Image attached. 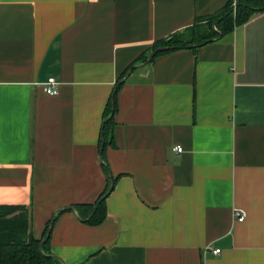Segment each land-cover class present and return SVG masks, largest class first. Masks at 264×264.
Wrapping results in <instances>:
<instances>
[{"label": "crops", "instance_id": "0c3cea01", "mask_svg": "<svg viewBox=\"0 0 264 264\" xmlns=\"http://www.w3.org/2000/svg\"><path fill=\"white\" fill-rule=\"evenodd\" d=\"M232 2L0 0V206L24 209L36 240L104 191L103 114L134 65L105 149L117 178L105 219L57 215L61 264H264V12L196 51L136 63Z\"/></svg>", "mask_w": 264, "mask_h": 264}, {"label": "trees", "instance_id": "16d2710c", "mask_svg": "<svg viewBox=\"0 0 264 264\" xmlns=\"http://www.w3.org/2000/svg\"><path fill=\"white\" fill-rule=\"evenodd\" d=\"M232 4L233 2L215 16L196 19L194 24L183 32L174 33L165 39L155 42L150 51H154L159 47L172 49L157 53L150 63L155 58L170 52L188 49L196 51L208 43L219 41L231 34L236 27L245 24L255 15L264 12V0H235L234 9ZM190 46L194 47L189 48ZM148 54L142 55L136 63H144ZM133 69L134 65L132 64L120 76L103 114L104 121L100 130L98 148L101 167L106 176L105 189L93 204H78L72 207L78 219L80 221L87 220L84 223L90 226H97L104 221L106 216V198L112 190L110 189L111 185L114 186L117 180L109 172L105 158V149L107 146L114 147L113 130L116 95L123 85V82H119L127 71ZM66 211L71 210H60L54 215L55 218L58 214ZM51 220L47 223L42 238L36 240L30 234L29 217L24 209L0 206V264H61L59 259L50 252L51 233L42 246V252L39 250V245L47 235Z\"/></svg>", "mask_w": 264, "mask_h": 264}, {"label": "built area", "instance_id": "2783aa9c", "mask_svg": "<svg viewBox=\"0 0 264 264\" xmlns=\"http://www.w3.org/2000/svg\"><path fill=\"white\" fill-rule=\"evenodd\" d=\"M233 9L235 8V2L232 4ZM58 83L53 78L47 80L45 84H43L42 89L43 91L49 96H55L58 94ZM176 152H181L182 149L180 147L174 148ZM234 218L237 222H243L244 214L239 210L234 211ZM212 254L215 256L220 255V250L216 249L212 251Z\"/></svg>", "mask_w": 264, "mask_h": 264}, {"label": "water", "instance_id": "95a60500", "mask_svg": "<svg viewBox=\"0 0 264 264\" xmlns=\"http://www.w3.org/2000/svg\"><path fill=\"white\" fill-rule=\"evenodd\" d=\"M192 47H194V46H190L189 48H192ZM170 49H172V48H168V47H159V48H157L156 50L150 52V53L147 55V57H146V61H145L144 63H142L141 66H145V65L149 64L150 61L153 59V57H154L157 53H159V52H164V51H168V50H170ZM125 79H126V77H124L119 83H122ZM107 119H109V118H107ZM107 119H106V120H107ZM106 120H105V121H106ZM112 188H113V185H111V188H110V189H112ZM69 209H70L71 211H73V208H72V207L69 208ZM54 219H55V216H53L51 222L49 223L46 237L41 241V243H40V245H39V250H40L41 252H42V246H43V244L45 243V241L48 239V236H49V234H50V231H51V228H52V224H53V222H54ZM81 221L85 222V221H87V220H81Z\"/></svg>", "mask_w": 264, "mask_h": 264}]
</instances>
